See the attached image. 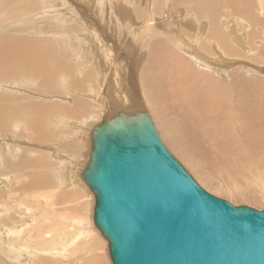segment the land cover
<instances>
[{
  "label": "rangeland",
  "instance_id": "rangeland-1",
  "mask_svg": "<svg viewBox=\"0 0 264 264\" xmlns=\"http://www.w3.org/2000/svg\"><path fill=\"white\" fill-rule=\"evenodd\" d=\"M12 1L0 0V42L14 45L15 51L9 52L14 60L27 39L53 49L55 54L50 52V61L43 65L56 75L42 81L23 72L33 68L28 61L0 60V264H111L107 240L92 223L93 195L78 178L90 148L86 132L100 118L119 111L147 110L165 147L201 188L235 206L264 208L263 158L252 160V172L240 167L243 162L232 165L209 153L186 160L148 103L150 77L168 75L172 59L170 64L180 71L174 76L186 90L192 85L203 104L211 97L206 86L223 88L235 72V81L264 86V74L255 73L264 66V54L257 50L264 44L263 22H250L264 18V0L258 1H263L260 6L257 0H15L16 8ZM234 32L244 38L241 43ZM221 36L234 54L221 45ZM169 48L180 51L176 54L182 58L175 60ZM218 52L225 64L233 59L224 71L223 61L215 60ZM241 62L251 65L252 72ZM175 90L191 108V94ZM126 97L134 102L126 103ZM81 125L87 128L84 134ZM234 130L243 140L241 128Z\"/></svg>",
  "mask_w": 264,
  "mask_h": 264
},
{
  "label": "water",
  "instance_id": "water-1",
  "mask_svg": "<svg viewBox=\"0 0 264 264\" xmlns=\"http://www.w3.org/2000/svg\"><path fill=\"white\" fill-rule=\"evenodd\" d=\"M81 179L112 264H264V208L201 188L145 109L94 125Z\"/></svg>",
  "mask_w": 264,
  "mask_h": 264
},
{
  "label": "bare ground",
  "instance_id": "bare-ground-1",
  "mask_svg": "<svg viewBox=\"0 0 264 264\" xmlns=\"http://www.w3.org/2000/svg\"><path fill=\"white\" fill-rule=\"evenodd\" d=\"M202 1V0H201ZM204 1V0H203ZM213 2L217 0H212ZM211 1V2H212ZM227 1V0H226ZM231 1V0H230ZM235 2H240V3H245V2H250L251 0H234ZM233 1V2H234ZM243 1V2H242ZM257 0V4L259 5L262 2H259ZM206 2V1H205ZM219 2V1H218ZM234 2V3H235ZM252 2V1H251ZM239 3V4H240ZM256 3V1L254 2ZM222 4V3H221ZM241 4V5H242ZM251 4V3H250ZM264 5V3H262ZM12 8L17 7V3L15 0L12 1L11 3ZM203 5V4H202ZM218 5V4H217ZM245 5V4H244ZM243 5V6H244ZM20 6V4H18ZM234 6V5H233ZM257 6V5H256ZM260 6V5H259ZM203 7V6H202ZM213 7V6H212ZM218 7V6H217ZM238 7V6H237ZM204 8V7H203ZM210 8V7H209ZM214 8V7H213ZM219 8V7H218ZM249 8V7H248ZM247 8V9H248ZM259 7H257L258 10ZM233 9V8H232ZM238 9V8H237ZM260 9V8H259ZM11 10V8H10ZM230 10V9H229ZM219 11V10H218ZM237 11V10H236ZM244 11V10H243ZM239 12V11H237ZM197 13V12H196ZM203 13V12H201ZM207 13V12H206ZM242 13V12H241ZM97 14V13H96ZM209 15V12L208 14ZM251 15V14H250ZM199 16V15H198ZM204 16V15H203ZM214 16V15H213ZM216 16V14H215ZM258 16V15H257ZM111 17V16H110ZM219 17V16H216ZM244 18L248 16H243ZM250 17V16H249ZM253 17V16H252ZM256 17V15H255ZM210 18V16L208 17ZM222 18V17H220ZM243 18V19H244ZM254 18V17H253ZM263 18V17H262ZM199 19V18H198ZM218 19V18H217ZM225 19V18H224ZM231 19V18H230ZM250 19V18H249ZM252 19V18H251ZM216 20V19H215ZM245 20V19H244ZM85 21V20H84ZM212 21V20H211ZM221 21V20H220ZM224 21V20H222ZM228 21V18H227ZM226 21V22H227ZM247 21V20H246ZM245 21V22H246ZM224 21V23H226ZM233 22V21H231ZM235 22V21H234ZM254 26H260L258 23H262V28L264 29V18L260 19L257 17L252 19L250 21ZM217 23V22H216ZM230 23V21H229ZM228 23V24H229ZM215 24V23H214ZM225 25V24H224ZM207 26V25H206ZM221 26V24L219 25ZM216 27V26H215ZM226 25L224 26V28ZM259 27H257L258 30ZM91 29V28H90ZM211 29V28H210ZM226 29V28H225ZM230 32V29L227 28ZM263 29H259L261 32L259 34H262ZM238 30V29H237ZM258 30V31H259ZM226 31V30H225ZM224 31V32H225ZM232 31V30H231ZM234 31V29H233ZM241 31V30H240ZM203 33V32H202ZM214 33V32H213ZM222 33V32H221ZM228 33V32H226ZM232 32L229 34L231 35ZM91 34V33H90ZM96 34V33H95ZM152 34V33H151ZM235 34V32H234ZM241 34V33H240ZM94 35V34H93ZM210 35V34H209ZM213 35H216L215 33ZM219 35V32H218ZM223 35V34H222ZM228 35V34H227ZM243 35V33H242ZM245 35V34H244ZM91 36V35H90ZM234 37V36H233ZM232 37V38H233ZM193 38V37H192ZM235 41L238 43H241V40H244L241 36H236L235 34ZM168 39V38H167ZM261 41V40H260ZM95 42V41H94ZM215 42V41H214ZM218 42V41H217ZM220 42V41H219ZM218 42V43H219ZM236 42V43H237ZM244 42V41H243ZM263 42V41H261ZM221 45H223L226 51L229 50V52L233 53L232 51L234 50L232 46L229 43H227V40L221 36ZM34 44L35 47L31 48L30 45ZM41 44V43H40ZM39 44V45H40ZM51 44V43H50ZM155 45V44H154ZM214 45V44H213ZM219 45V46H221ZM239 45V44H237ZM246 45V44H245ZM260 46L259 53L264 54V44L259 43ZM47 46V44H46ZM50 46V45H49ZM54 46V45H53ZM204 46V45H203ZM241 46V45H240ZM244 46V45H243ZM14 47L12 43L9 42H0V60L4 62H14L17 64H20V62L28 61L26 63H30V65L33 66L32 69H30V72H25L28 70H24L20 67L18 69L24 70L23 72L26 73H31L32 76H35L37 79H41L42 81L48 80L50 77H54L56 74H50L47 69L44 68L43 63L46 61H50L51 55L50 52H52L53 55V49H46L45 47H37L36 43L34 41L30 42V39L25 40L24 42V48L21 51L18 52V57L17 60H14L15 55L10 54L9 52L15 51L11 50ZM51 47V46H50ZM55 47V46H54ZM93 47V46H92ZM187 47V46H186ZM194 47V46H191ZM213 47V46H212ZM217 47V46H216ZM245 47V46H244ZM38 51H36V49ZM52 48V47H51ZM95 48V47H94ZM155 48V47H154ZM215 48V47H214ZM223 48V47H222ZM230 48V49H229ZM243 48V47H242ZM164 50V49H163ZM178 50V49H177ZM191 50V49H190ZM197 50V49H195ZM209 50V49H207ZM215 50V49H214ZM223 50V49H222ZM221 50V51H222ZM231 50V51H230ZM250 50V49H248ZM162 51V49L160 50ZM168 53L172 54L175 58V60H179L182 58L178 54H176L172 50V48L167 50ZM192 51V50H191ZM199 51V50H198ZM213 51V50H211ZM244 51V48H243ZM142 52V51H141ZM163 52V51H162ZM215 52V51H214ZM217 52V51H216ZM228 52V51H227ZM226 52V54H227ZM77 53V52H75ZM219 53V52H218ZM223 53V52H222ZM247 53V52H246ZM55 54V51H54ZM57 54V53H56ZM79 53H77L78 55ZM95 54V53H94ZM169 54V55H170ZM217 54V53H216ZM224 54V53H223ZM234 54V53H233ZM232 54V55H233ZM93 55V54H92ZM168 55V54H167ZM196 57L199 59V53L197 56V53H195ZM211 55V54H210ZM5 56V57H4ZM55 56V55H54ZM53 56V57H54ZM95 56V55H94ZM166 56V55H165ZM171 56V55H170ZM170 56H167L170 57ZM170 60L172 59V57ZM194 56V54H193ZM207 56V55H206ZM229 56V55H228ZM52 57V58H53ZM195 57V58H196ZM214 57V56H213ZM211 57V58H213ZM224 57V56H223ZM222 55L219 53V55H216L219 60L217 61H223L224 58ZM231 57V55H230ZM235 57V56H234ZM233 57V58H234ZM56 58V57H54ZM97 58V57H96ZM95 58V59H96ZM204 58V57H203ZM206 58V57H205ZM204 58V59H205ZM227 58V57H226ZM90 59V58H89ZM99 59V58H98ZM161 59V57H160ZM203 59V60H204ZM214 59V58H213ZM231 59V58H230ZM169 60V61H170ZM187 60V59H186ZM212 60V59H211ZM228 60V59H227ZM233 59H231L232 61ZM94 61V59H93ZM161 61V60H160ZM165 61V60H162ZM174 61V59L171 60V62ZM200 61V60H199ZM230 61V62H231ZM111 62V61H110ZM155 62V61H154ZM171 62H168L169 64V74L164 75V76H155V77H150V80L148 81V86L149 88V97L148 98V103H152L155 108V114L157 115L160 125L162 129H164L165 134L168 136V139L170 140L171 144H173L179 152L182 154V156L186 160H190V158L195 154H201V153H209L216 156V158H219L221 160H225V162H229L232 165H238V163H244L245 165H241L240 167L244 169L245 171H251V165H253L252 160L254 159H264V86L257 87V84L250 83V82H243V81H235L233 79V75L237 74L235 71V74L232 73L231 77V84L228 83L229 85L221 84L223 88H218L216 86H206V92H209V95L211 97L203 104V102L197 101L198 95L195 93L193 86L191 85L190 88H185L184 84L180 82L179 76L175 77L174 74L180 73V71H175L174 64H170ZM201 62V61H200ZM208 62V61H207ZM224 64L226 62L223 61ZM221 64L224 71V68H226L227 64H230L229 61H227V64ZM233 62V61H232ZM166 65L167 62H164ZM204 65L206 62L202 61ZM212 63V62H211ZM119 64V63H118ZM176 64V62H175ZM209 64V63H207ZM215 64V63H214ZM242 66L248 67L249 70L253 68L251 65H247L241 62ZM238 63V66H240ZM121 65V64H120ZM213 67L212 64H209ZM209 65L207 67H209ZM237 65V64H236ZM27 66V65H26ZM29 66V65H28ZM116 66V65H115ZM144 66V65H143ZM148 66V65H147ZM203 66V65H201ZM205 66V67H206ZM216 66V65H215ZM221 66V65H220ZM226 66V67H225ZM3 67V66H2ZM91 67V66H90ZM150 67V66H149ZM156 67V66H155ZM158 68V67H157ZM214 68V67H213ZM218 68V67H217ZM215 71L220 72V69ZM121 69V68H120ZM4 70V69H3ZM144 70V69H143ZM213 70V69H212ZM230 70V69H229ZM256 70V71H255ZM254 71L257 74H262L260 67L256 68ZM17 71V70H16ZM62 71V70H61ZM117 71V70H116ZM158 71V70H157ZM161 71V70H159ZM249 71V73H250ZM59 72V71H58ZM110 72V71H109ZM229 72H232L229 71ZM238 72V71H237ZM252 72V71H251ZM121 73V72H120ZM15 74V73H14ZM99 74V73H98ZM119 74V73H118ZM228 74V73H227ZM230 74V73H229ZM114 75V74H113ZM121 75V74H120ZM155 75H158V72L155 73ZM231 75V74H230ZM238 75V74H237ZM236 75V77H237ZM125 77L124 75H122ZM16 77V76H15ZM99 77V76H98ZM229 77V76H228ZM102 78V77H101ZM121 78V77H120ZM119 78V79H120ZM205 78V83L206 82ZM208 80V79H207ZM238 80V78H237ZM245 80V79H244ZM121 82V80H119ZM124 82V81H123ZM121 82V83H123ZM221 82V81H220ZM120 83V84H121ZM115 84V83H114ZM259 84V83H258ZM108 85V84H107ZM122 85V84H121ZM147 85V83L145 84ZM239 85H242L243 87L239 89ZM123 86V85H122ZM147 86V87H148ZM146 87V88H147ZM114 88V87H113ZM145 88V89H146ZM185 90L191 94L192 97L187 98V102L191 105V108L186 107V98L183 96V98H177L176 95V90ZM114 90H117L114 88ZM113 90V91H114ZM119 91V88L118 90ZM151 92V93H150ZM52 93V92H51ZM121 93V92H120ZM188 93V94H189ZM125 94V93H124ZM126 95V94H125ZM128 97V96H127ZM126 97V103H130L131 101L134 102L132 97L127 98ZM148 97V96H147ZM193 102V103H192ZM192 103V104H191ZM200 105H204V112L202 113V107ZM80 106V105H79ZM87 106V105H86ZM126 107V106H125ZM135 108V107H133ZM212 109L216 114L212 115L209 109ZM132 109V108H128ZM127 112V111H124ZM132 112V111H130ZM154 114V115H155ZM65 115V114H64ZM155 115V116H156ZM156 119V117H155ZM87 120V119H86ZM89 120V119H88ZM101 120V118H100ZM215 120L216 122H221L222 125L219 123H214ZM70 121V120H69ZM76 121V120H75ZM67 122V120H66ZM86 122V121H85ZM69 123V122H68ZM74 123V122H73ZM76 123V122H75ZM74 123V125H76ZM65 124V123H64ZM70 124V123H69ZM90 125L89 122L86 123V125ZM98 124V123H97ZM95 125V124H94ZM94 125L90 128L89 133L86 132L89 136V146H91V132L94 128ZM239 126L244 134V139L239 140L236 134L235 127ZM68 127H71L68 126ZM73 128V127H72ZM87 129V128H86ZM86 129H83V125L79 127V130H81V134L85 133ZM242 136V135H241ZM243 137V136H242ZM84 138V137H83ZM89 155H90V148L88 151V158L86 161V164L84 168L81 170L79 174V178L81 179V174L83 170L86 168L88 160H89ZM204 155V154H201ZM192 159V158H191ZM256 161V160H255ZM254 162V161H253ZM262 162V161H261ZM235 163V164H234ZM256 163V162H255ZM259 163V162H258ZM257 163V164H258ZM256 164V165H257ZM66 167V166H65ZM232 167V166H231ZM236 167V166H235ZM251 167V168H250ZM257 167V166H256ZM239 168V169H241ZM70 169V168H69ZM255 169V168H253ZM257 169V168H256ZM66 171V170H65ZM78 172V171H77ZM76 172V174H77ZM243 172V171H242ZM252 172V171H251ZM68 173V172H66ZM74 173V172H73ZM245 173V172H244ZM249 173V172H248ZM255 174V173H254ZM75 175V174H74ZM247 175V174H246ZM72 176V175H71ZM254 177V176H253ZM77 178V177H76ZM66 179V178H65ZM64 179V180H65ZM75 179V177H74ZM69 181V180H68ZM77 182V179H76ZM83 182V180H82ZM79 183V182H78ZM84 183V182H83ZM85 184V183H84ZM86 185V184H85ZM89 190V188H88ZM90 191V190H89ZM93 195V194H92ZM94 198V195H93ZM33 217V216H32ZM33 219V218H32ZM92 223L93 222V208H92ZM95 226V225H94ZM96 227V226H95ZM97 229V227H96ZM83 230V229H82ZM100 233V232H99ZM107 248H108V243H107ZM109 254V253H108ZM110 258V257H109ZM111 261V260H110ZM112 264V262H111Z\"/></svg>",
  "mask_w": 264,
  "mask_h": 264
}]
</instances>
